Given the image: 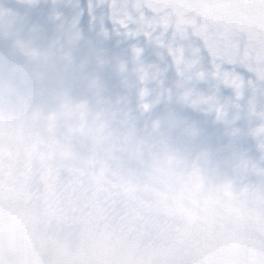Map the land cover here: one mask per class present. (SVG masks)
Masks as SVG:
<instances>
[{"label":"snow or ice","instance_id":"snow-or-ice-1","mask_svg":"<svg viewBox=\"0 0 264 264\" xmlns=\"http://www.w3.org/2000/svg\"><path fill=\"white\" fill-rule=\"evenodd\" d=\"M80 8L81 22L105 29L117 48L160 56L173 76L198 75L196 87L221 100L239 90L264 101V0H81Z\"/></svg>","mask_w":264,"mask_h":264},{"label":"clouds","instance_id":"clouds-1","mask_svg":"<svg viewBox=\"0 0 264 264\" xmlns=\"http://www.w3.org/2000/svg\"><path fill=\"white\" fill-rule=\"evenodd\" d=\"M17 0H0V8H16ZM38 43L43 37L37 35ZM64 69L55 58L34 59L0 39V109L6 116L49 104L63 92Z\"/></svg>","mask_w":264,"mask_h":264}]
</instances>
